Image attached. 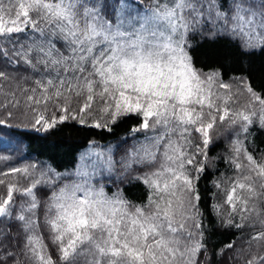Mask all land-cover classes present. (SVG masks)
<instances>
[{
  "label": "snow or ice",
  "instance_id": "snow-or-ice-1",
  "mask_svg": "<svg viewBox=\"0 0 264 264\" xmlns=\"http://www.w3.org/2000/svg\"><path fill=\"white\" fill-rule=\"evenodd\" d=\"M196 35L264 51V0H0V110L20 111L28 123L17 127L114 134L137 121L114 145L90 140L70 171L38 162L0 172V264H264V153L248 141L264 129V91L241 77L248 100L236 107L223 74L196 67ZM217 127L235 174L211 181L223 200L210 208L248 235L210 251L200 181L220 159L210 155ZM127 179L143 201L123 194ZM105 180L117 184L111 194Z\"/></svg>",
  "mask_w": 264,
  "mask_h": 264
},
{
  "label": "trees",
  "instance_id": "trees-1",
  "mask_svg": "<svg viewBox=\"0 0 264 264\" xmlns=\"http://www.w3.org/2000/svg\"><path fill=\"white\" fill-rule=\"evenodd\" d=\"M191 42L193 46L190 54L197 68L204 71L218 70L223 74L224 80L244 75L251 81L256 91H264V51H242L237 44L226 38H206L196 35L192 37ZM0 102L7 103L8 101L0 96ZM8 110L14 111L12 119H8L6 112L0 110V119L8 121L0 125V156L11 157V159L0 160V172L38 162L51 165L58 171L71 169L76 164L79 153L87 147L90 140L103 145L117 143L128 128L137 123L135 119L125 121L114 128V134L72 122L58 126L57 130L44 132L35 131L31 127H17V125L27 124V119L20 111L11 108ZM250 133L252 140H248L249 146L255 150V155L259 156L264 153V129L254 126ZM224 144L225 142L220 141L212 148L210 155L213 157L219 155L220 159L214 165L212 173L200 181L201 194L204 198L201 208L206 217L205 224L209 226L207 235L210 237V251L222 247L230 240H235L238 245L240 241H243L240 237L248 235V229L237 231L221 227L219 218L212 213L210 208V205L217 203L216 188L212 186L211 181L220 176V173L226 176L233 175L229 174L233 171L223 159L229 153L224 150ZM3 178L6 181L14 180L12 176ZM121 189L126 198L133 202H141L145 198L144 187L135 180L123 183ZM5 193V186L0 185V195ZM7 228L6 221L0 222V230L6 231ZM15 234L16 229L13 228L12 235ZM8 243L11 241L5 240V244ZM227 255L232 256L233 253L229 252ZM213 264H228V260L227 258L223 260L214 258Z\"/></svg>",
  "mask_w": 264,
  "mask_h": 264
},
{
  "label": "rangeland",
  "instance_id": "rangeland-1",
  "mask_svg": "<svg viewBox=\"0 0 264 264\" xmlns=\"http://www.w3.org/2000/svg\"><path fill=\"white\" fill-rule=\"evenodd\" d=\"M212 71V70H211ZM216 71H218V70H216ZM207 72V71H206ZM220 72V71H219ZM241 77H244V78H246L244 75H240V76H235L234 78H232V79H230V80H224L225 82H229V83H231L232 84V86H233V92H237V91H239V95L238 96H236L235 97V99L236 100H238L239 101V103L236 105V107H241V106H243L246 102H247V100H248V96H247V93L243 90V88H241V81H240V78ZM247 79V78H246ZM252 129V128H251ZM217 133H223L222 135H220L219 136V138H218V140H217V142L216 143H218V142H220V141H223V142H225V147H224V150H227L228 151V146H229V137H228V135L226 134V133H224V128H222V127H217ZM250 132H251V130H250ZM241 139H243V137H241ZM248 140H252V135H249V137H248ZM100 144V143H99ZM114 144H116V143H114ZM113 144V145H114ZM131 144V141H128V143H126V144H123L122 146H121V149H120V151H122L124 148H127L129 145ZM101 145H103V144H101ZM228 155H229V153H228ZM217 157H219V155L217 156ZM219 161V159L217 160V162ZM214 167V166H213ZM73 168H71V169H68L69 171L70 170H72ZM221 174H223V173H220L219 175H221ZM229 174H235L234 172L233 173H229ZM232 175V176H233ZM218 177V176H217ZM216 177V178H217ZM229 177H231V176H229ZM129 180H131V179H127V180H125L124 181V183L125 182H127V181H129ZM106 184H108L109 185V187L107 188V191L109 192V194H111L112 192H114L115 190H116V187H117V184H114L113 183V181L112 180H105L104 181ZM123 183H121V184H118V186L121 188V185H122ZM122 191H123V189H122ZM123 194H124V192H123ZM125 195V194H124ZM216 200H217V202H219V201H221V200H223V195L222 194H220L219 192H218V190L216 189ZM237 222H239V221H237ZM242 243H243V241H240L239 243H238V247L239 246H241L242 245ZM237 244V243H236Z\"/></svg>",
  "mask_w": 264,
  "mask_h": 264
}]
</instances>
